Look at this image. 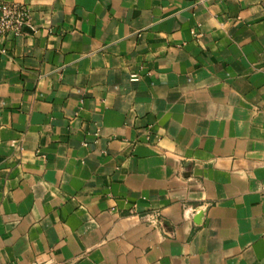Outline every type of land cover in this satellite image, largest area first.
<instances>
[{
  "label": "crops",
  "instance_id": "1",
  "mask_svg": "<svg viewBox=\"0 0 264 264\" xmlns=\"http://www.w3.org/2000/svg\"><path fill=\"white\" fill-rule=\"evenodd\" d=\"M5 2L0 264H264V0Z\"/></svg>",
  "mask_w": 264,
  "mask_h": 264
},
{
  "label": "built area",
  "instance_id": "2",
  "mask_svg": "<svg viewBox=\"0 0 264 264\" xmlns=\"http://www.w3.org/2000/svg\"><path fill=\"white\" fill-rule=\"evenodd\" d=\"M31 11L23 4L5 2L0 6V36L21 33L25 26H31ZM137 74L132 75L137 79Z\"/></svg>",
  "mask_w": 264,
  "mask_h": 264
},
{
  "label": "water",
  "instance_id": "3",
  "mask_svg": "<svg viewBox=\"0 0 264 264\" xmlns=\"http://www.w3.org/2000/svg\"><path fill=\"white\" fill-rule=\"evenodd\" d=\"M28 27H26V29H27Z\"/></svg>",
  "mask_w": 264,
  "mask_h": 264
}]
</instances>
